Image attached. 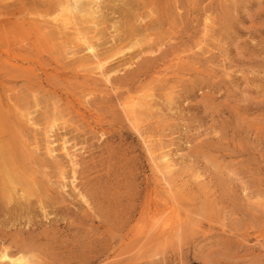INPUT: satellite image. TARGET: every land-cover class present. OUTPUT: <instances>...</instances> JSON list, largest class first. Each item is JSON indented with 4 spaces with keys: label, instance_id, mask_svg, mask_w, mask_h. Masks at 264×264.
Listing matches in <instances>:
<instances>
[{
    "label": "rangeland",
    "instance_id": "374dc122",
    "mask_svg": "<svg viewBox=\"0 0 264 264\" xmlns=\"http://www.w3.org/2000/svg\"><path fill=\"white\" fill-rule=\"evenodd\" d=\"M15 1L0 0V144L15 136L25 153L16 169L38 190L8 203L0 195V248L31 249L42 264H264V0L132 1L136 36L151 49L131 64L138 46L113 57L111 83L69 53L80 46L52 25L57 0ZM119 3L100 26L119 19ZM113 29L103 28L98 48L128 42ZM150 89L154 107L138 133L121 103ZM52 103L67 118L48 138L56 159L43 153L41 130ZM26 108L40 129L19 117ZM142 135L176 161V201L160 187ZM166 200L189 215L182 234L145 236Z\"/></svg>",
    "mask_w": 264,
    "mask_h": 264
},
{
    "label": "bare ground",
    "instance_id": "6f19581e",
    "mask_svg": "<svg viewBox=\"0 0 264 264\" xmlns=\"http://www.w3.org/2000/svg\"><path fill=\"white\" fill-rule=\"evenodd\" d=\"M4 1L5 0H3V2ZM10 1L8 0V3H10ZM18 1L16 0L15 2H18ZM119 1H120V3H119L120 5H122L121 3H123V5H124V7L123 6L119 7L120 5L117 6V8L119 10V14H117L119 19H115L114 21H112L108 27L100 26V24H103L102 22H104L106 20L107 14H108V13L107 14L105 13L104 9H107L109 6L114 5V3L118 4ZM132 1H135V0H57L56 4L53 3V5H55V6L53 7L52 11H49L51 13V20L53 21L52 25L55 26L56 28H58L57 29L58 31H56V32L59 35L63 32L70 33L71 35H73V37L75 39L74 45L80 46V47H78V49H72V48H74V46H70L69 49H67V50L72 49V51H69V53H71L72 56L79 53V56L78 55L74 56V59L76 60V62L82 66H87L86 70H89L92 72L96 71V73L100 77H102L104 82H106V83H111V76H110V70L111 69L109 68L107 63H109L113 59V57L123 53L125 49H130L134 46L135 47L138 46L137 48H135V52L133 55H127L126 56L127 57L126 59L130 61V59H132L133 57H136L140 53L143 54L144 52H146L145 49L148 46L147 45L148 42L144 43V45L146 44V46L143 45L145 47V49H144L142 44H141V38L136 36V31H138L139 27L136 26V23L134 24L133 18H136L135 20H137V19L141 18V15L140 14L133 15L128 11L129 9L127 10L126 9L127 7H125V6H128L129 3L131 4ZM20 2H18V4H20ZM39 2H40V0H39ZM110 3H111V5H110ZM135 3H137V2H135ZM5 4H3V7ZM13 4H15V3H13ZM41 4H43V2H41L39 5H41ZM50 4H47V5L50 6ZM140 4H141V2H140ZM147 4H149V3H146L145 5H147ZM11 5H12V3H11ZM49 6L48 7L46 6V8H43L41 5V7L44 10L49 9ZM147 6H149V5H147ZM5 7H7V4ZM4 10H5V8H4ZM41 11H43V10L41 9ZM110 11L114 13L113 10H110ZM37 13L39 15V12H37ZM149 13H152V11L149 10L148 14ZM2 14H4V12ZM120 19H122V20H120ZM155 19H157V18H155ZM208 19H209V17L205 18L204 27H203V28H205L206 31L208 30V28L210 26V21H208ZM44 20H42V21H44ZM47 20H49V19H46V21ZM94 25H97V27L93 28ZM104 26H105V24H104ZM110 26L111 27L113 26V28H114L113 30H115L114 34H116V35L118 34V37H123L124 41L126 40L124 37L127 36L128 42L124 45L116 44L120 40L119 39L118 41L116 40L117 42L115 41L116 43L114 42V45H112L111 47L106 48V49L104 48L105 50H102L101 48H98L99 45L101 44V42H98V40L100 39L99 36L101 35V32L104 31L103 28L107 29ZM142 28H143V30L147 29V28H144L143 26H142ZM139 31L141 32L142 30L140 29ZM91 32H94V34H92ZM111 32L109 31L110 35H111ZM61 35H63V34H61ZM105 36H108V35H105ZM93 38H96V41H94ZM142 41H145V40H142ZM157 42H159V41H157ZM64 43H66V42H64ZM67 43H69V42H67ZM70 43H72V42H70ZM61 45L62 44H60V46ZM68 45H66V46L68 47ZM149 47H147V48H149ZM150 49H151V47H150ZM64 51H66V50H64ZM83 51H85V54H82ZM80 52L82 55H80ZM130 53H132V52H130ZM124 55H126V53ZM123 58H125V57H123ZM126 59L125 60L123 59L122 62L123 61L125 62ZM131 63H133V62L130 61L129 64H131ZM103 84H105V83H103ZM154 97H155V94L150 89L148 92H142L137 96L131 95V96H128L127 98L125 97V100L121 103L122 109L125 112L128 121H130L131 125L133 126L134 131L136 130L138 133L141 132V131H139V129L141 127V126H139V123L142 120L141 115L143 113H147L149 111V109H151V107H154L153 103H152V101L154 102V100H153ZM37 101H35V103H34L35 105L38 104ZM52 105H53V103H52ZM46 110H45V115L43 116V118L45 119V121L43 120L45 125L43 127H41V130H43V134H45V141H44L45 143L43 145V149H44L43 153L46 154L47 156L52 157L53 159H56V153H55L56 150H55L54 146L51 145V143H53L54 141L50 140L52 138L50 136L57 133L56 130H58V127H59L58 125L60 123L64 122L65 119H67V118H64V115L56 108L55 105H53L51 107L50 111H46ZM17 111H19V110H17ZM19 112H16V113H19ZM19 117H21V118L23 117L24 122L29 124L30 126H35V128H39V127H37V126H39V123L37 122V119H34L35 116L31 115L30 110L24 109V111L21 112ZM51 132H52V134H50ZM49 137H50V139H48ZM142 139H143V141L146 145L147 151H148L146 153H149V155L151 157L153 167L157 173V176H155V177H158L156 179L159 180L160 185H161L160 187H162V189H163L164 193L167 195L168 199L176 201L175 198L178 197L177 195H178V193H180V190H181V189L179 190L180 185L176 184V179L174 177V171L176 170V161L173 159V157L170 156V153L168 154V153H165L162 151L158 152V150H156V147L152 144V138H150L148 135H146V136L142 135ZM15 140H16L15 136L13 135L11 140H9L8 142H3L0 144V195L2 196V201L4 203L12 202L11 200H12L13 196L16 195L18 191H20V197L21 198H25V197L27 198V196L30 194V193L27 194L28 192H30L28 189H32V188L37 187V186H35L36 182H37V181L35 182V180H37L36 178L24 180L25 177L22 178L23 176H20L21 175L20 171L16 169V164H15L16 157L21 156V159H22V156H25V153L24 152L22 153L21 150L19 148H17ZM34 143H36V142H34ZM38 147H37V149H38ZM38 151H36V152L38 153ZM156 151H157V153H156ZM173 156H175V155H173ZM42 157H44V156H42ZM37 162H39V161L37 160ZM21 164H22V161H21ZM25 165L26 164H23L24 167H25ZM26 166H28V165H26ZM43 167H45V165ZM71 167H72V169H71L70 180L73 182L76 179V170H75L74 166H71ZM28 168L26 170H28ZM32 168H33V166H32ZM30 172H33V171L30 170ZM60 174L63 175L62 176L63 179L66 178V175H64L63 171H61ZM201 175L198 172L195 175V177L199 178V177H201ZM19 177L21 179H23L24 181L20 180ZM27 178H29V177H27ZM39 183L37 185H39ZM74 186H77V185H74ZM26 189H27V192L25 191ZM36 189L38 190V188H36ZM42 193H41V195H42ZM34 195H36V197H37V194H34ZM41 195L39 194L38 197L41 198L43 196V195L42 196ZM80 196L84 198L83 195L80 194ZM160 198H161V196H160ZM163 198H165V197H163ZM41 201L42 200H40V203H41ZM83 201L85 203L88 202V200L86 198ZM172 204H173L172 201L166 200L160 208L155 207L156 208L155 211H152L149 214L148 223L145 224L144 226L142 225L143 227L141 226L142 227L141 229L144 232L145 236H149L152 234H161L163 236V239L168 240V238L170 236L176 237L177 235H179V233H180V235L182 234L181 228H182L183 223L185 222V221H183V219L185 217H189V215L185 214L183 216L181 214L179 208L172 206ZM43 205L44 204L41 203V205H40L41 208L43 207ZM9 207H10V205H9ZM42 209H44V208H42ZM189 219H192V218H189ZM7 246H9V245H6V247ZM19 246H21V245H19ZM32 246H33V244H32ZM6 247L0 248V263L1 264H42L41 261L39 260L40 258L37 259V257H35L34 251H32L31 249H29L28 251L26 249V251H25L24 244H23L24 251H21L20 250L21 248L17 251H12L9 249V247H7L8 249ZM16 249H18V248H16Z\"/></svg>",
    "mask_w": 264,
    "mask_h": 264
}]
</instances>
